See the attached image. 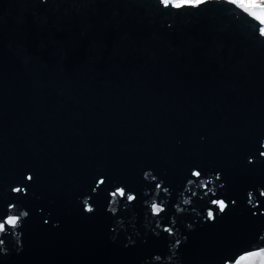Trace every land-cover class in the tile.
<instances>
[{
	"label": "water",
	"instance_id": "water-1",
	"mask_svg": "<svg viewBox=\"0 0 264 264\" xmlns=\"http://www.w3.org/2000/svg\"><path fill=\"white\" fill-rule=\"evenodd\" d=\"M262 28L235 0H0V264L264 248Z\"/></svg>",
	"mask_w": 264,
	"mask_h": 264
},
{
	"label": "snow or ice",
	"instance_id": "snow-or-ice-1",
	"mask_svg": "<svg viewBox=\"0 0 264 264\" xmlns=\"http://www.w3.org/2000/svg\"><path fill=\"white\" fill-rule=\"evenodd\" d=\"M190 2L195 5L198 0H190ZM235 2L238 4L239 7L243 8L246 13H248L251 17L255 18L260 22L261 25H264V16L258 14L260 9L259 7L253 8L249 7L245 3L242 2V0H235ZM258 4L260 6H264V0H258ZM262 34H264V28H262ZM195 175H199V173H194ZM102 183V182H101ZM16 191H20V189H16ZM119 194L120 196H124V190L123 189H118L117 193H114L113 195ZM261 196H264V191H261L260 193ZM252 196V193H249V197ZM127 199L129 201H132L134 197L132 195H128ZM215 204L218 205L219 209L221 211L225 210L226 204L223 200L220 201H214ZM92 209L89 207L88 211H91ZM153 214H159L162 211V208L160 205L153 203L152 208H151ZM213 212L209 211L208 212V217L211 219L213 218ZM20 217L16 215H10L7 217L6 221L4 223H0V232H3L5 229V224L11 225V226H16L19 222ZM255 257H260V262H264V248H261L260 251H252V252H247L239 258L235 259L234 262H230L229 260H225V264H252V260Z\"/></svg>",
	"mask_w": 264,
	"mask_h": 264
},
{
	"label": "rangeland",
	"instance_id": "rangeland-1",
	"mask_svg": "<svg viewBox=\"0 0 264 264\" xmlns=\"http://www.w3.org/2000/svg\"><path fill=\"white\" fill-rule=\"evenodd\" d=\"M246 4L254 5L258 4L257 0H242ZM173 3L190 2V0H172Z\"/></svg>",
	"mask_w": 264,
	"mask_h": 264
},
{
	"label": "clouds",
	"instance_id": "clouds-1",
	"mask_svg": "<svg viewBox=\"0 0 264 264\" xmlns=\"http://www.w3.org/2000/svg\"><path fill=\"white\" fill-rule=\"evenodd\" d=\"M172 0H161V3L164 5V6H167L169 3H171ZM260 264H264V262H260Z\"/></svg>",
	"mask_w": 264,
	"mask_h": 264
},
{
	"label": "trees",
	"instance_id": "trees-1",
	"mask_svg": "<svg viewBox=\"0 0 264 264\" xmlns=\"http://www.w3.org/2000/svg\"><path fill=\"white\" fill-rule=\"evenodd\" d=\"M257 2H258V0H257Z\"/></svg>",
	"mask_w": 264,
	"mask_h": 264
}]
</instances>
